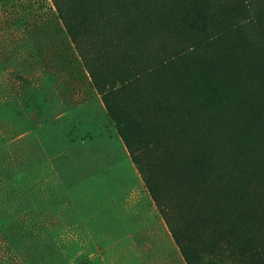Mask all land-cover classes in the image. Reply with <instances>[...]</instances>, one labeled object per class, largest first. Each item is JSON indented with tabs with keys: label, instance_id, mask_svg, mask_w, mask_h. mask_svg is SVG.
Listing matches in <instances>:
<instances>
[{
	"label": "rangeland",
	"instance_id": "obj_1",
	"mask_svg": "<svg viewBox=\"0 0 264 264\" xmlns=\"http://www.w3.org/2000/svg\"><path fill=\"white\" fill-rule=\"evenodd\" d=\"M99 1L80 18L74 15L79 0H66L68 30L54 0H0V148L16 146V171L40 180L26 205L3 214L0 233L8 237L13 264H186L143 172L154 174L174 200L187 188L179 186L178 170L206 138L194 114L199 102L182 85L188 79L194 87L211 83L203 81L211 75L241 74L235 95L242 103L232 99V89L209 115L218 114L212 123L229 125L226 144L248 126L243 103L254 113L253 102L264 95V0ZM171 13L178 23L145 40ZM252 60L262 71L247 70ZM120 108L141 113L143 126ZM261 108L249 138L259 145V158L248 175L260 195L259 230L250 218L239 224L255 248L264 243ZM222 134L216 139L225 140ZM213 155L231 178L238 156ZM237 212L227 208L225 214L238 217L218 226L238 222Z\"/></svg>",
	"mask_w": 264,
	"mask_h": 264
},
{
	"label": "trees",
	"instance_id": "obj_2",
	"mask_svg": "<svg viewBox=\"0 0 264 264\" xmlns=\"http://www.w3.org/2000/svg\"><path fill=\"white\" fill-rule=\"evenodd\" d=\"M65 1L54 0V3L58 14L69 30L73 25L66 18ZM144 1L146 0L142 2ZM97 3L99 5L100 1L79 0L74 15L80 16V18H87L91 4L95 5ZM179 17L182 19L181 14H179ZM178 21L179 18L171 13L165 22L161 21L157 24L152 32L156 34H145V40L152 41L149 37H154V35L162 36L161 34L165 28H173L172 26H175ZM130 23L133 25L134 30L138 27L132 21ZM144 24L151 27L153 22L146 20ZM257 64L256 61L252 60L246 61L244 66H247L249 72L256 74L258 71H262V68ZM211 67L213 68V66ZM224 76L219 80V78L211 75L203 78V81L212 78L211 83H201L194 87L191 86L193 84H191L192 81L190 79L187 80L189 82L182 84L190 88L193 102H199V107L194 109V114L198 117V123L205 127L206 138L204 139V144L198 141L192 157L187 159L189 160L187 164H183L181 172L178 170L179 186L183 184L187 187L182 191V195L176 198L178 202L169 197L168 194L165 195V191L160 188L154 174L149 175L143 172L139 158L133 151L132 157L140 166V171L145 174L144 181L147 189L159 206L169 233L186 264H264V243L257 245L256 248L253 247L250 238L244 235L239 225L244 222L243 217H246L247 219H252V226L259 230L256 220L260 219V207L256 204L260 201V195L255 192L256 189L252 185L253 180L248 179L250 163H252L253 159L259 158V145H252L249 138L252 134V129L258 126L259 117L256 116V113H259L263 109L261 107H264V95L261 101L253 102L258 108L254 113L253 105L251 106L248 101L243 103L249 106L248 126L244 131L237 130L235 132V144H226L229 125L223 122L212 123L210 116L216 117L218 114L209 115L211 108L226 103L223 102L225 95L232 89H234L232 99L238 101V103L242 102L235 95V89L241 74L228 73V76ZM228 77L234 80L230 81L227 79ZM210 86L212 88L208 89ZM259 88H264V79L260 81ZM212 90H217L219 96L217 97L215 92L211 93ZM191 95H186V97H191ZM105 104L112 115L111 105H109L107 100ZM188 104L190 103L188 102ZM119 110L123 112V117L136 121L143 126L140 121L141 113L132 115L129 111H125L122 108ZM251 113L253 114L251 115ZM121 118L122 116L118 117V119ZM120 132L124 135L123 129ZM221 133H224L221 137L225 140L216 139ZM11 146L0 148V218L2 217L0 224L6 219L3 214L23 207L26 205L28 195L39 191L38 184L40 180L38 181V175L27 169L16 171L18 152L16 146ZM215 151L234 152L238 156V165H233V167H237L233 171L231 178L221 174L224 167L220 165V160L218 164V158L213 155ZM263 154L260 155L261 160L264 157ZM2 199L5 204L1 202ZM224 200L227 203L221 209L222 206L218 205L222 204ZM233 206L238 209L237 215L241 214L238 222H230L226 225L218 226L220 221L229 222L237 219L238 216L232 218V216L224 213L227 208H232ZM17 228H20L19 225ZM239 228L240 231H236ZM7 239L8 237L6 238L0 233V264H13L15 261V254L8 249L10 244Z\"/></svg>",
	"mask_w": 264,
	"mask_h": 264
}]
</instances>
